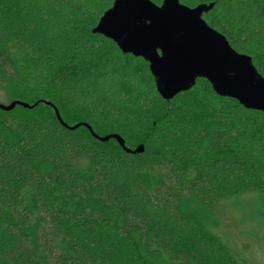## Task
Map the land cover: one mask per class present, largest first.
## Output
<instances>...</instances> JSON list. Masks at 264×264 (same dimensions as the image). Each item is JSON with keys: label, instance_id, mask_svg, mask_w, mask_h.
<instances>
[{"label": "trees", "instance_id": "trees-1", "mask_svg": "<svg viewBox=\"0 0 264 264\" xmlns=\"http://www.w3.org/2000/svg\"><path fill=\"white\" fill-rule=\"evenodd\" d=\"M113 1L0 0V89L19 61L43 73L65 124L143 145L127 153L69 130L53 109L44 121L2 119L13 139L0 138V264H252L202 209L264 198V113L204 79L162 99L146 62L92 34ZM179 1L212 5L202 19L264 78V0ZM34 92L32 109L48 101Z\"/></svg>", "mask_w": 264, "mask_h": 264}, {"label": "water", "instance_id": "water-1", "mask_svg": "<svg viewBox=\"0 0 264 264\" xmlns=\"http://www.w3.org/2000/svg\"><path fill=\"white\" fill-rule=\"evenodd\" d=\"M115 8L121 10L128 22V29L119 34V39L100 30L103 18L106 15H111ZM211 8L212 5L187 7L181 4L179 0H162L160 5L154 4L151 0H145V2L144 0H114L111 7L99 18L98 23L91 32L112 41L123 55L141 58L146 62L154 81L155 90L164 100H171L177 94L190 90L197 79H204L217 96L231 98L244 109L264 113V88L260 90L258 88L259 82L264 81V78L256 71L249 56L232 49L226 38L209 27L202 19V14ZM179 10H183V12ZM157 13H163V15H157ZM183 13L198 14L193 19L196 20L199 30L193 31L187 25L186 20L188 18ZM145 29H150L153 36L163 38L170 48L171 64L177 69V72L173 78V87L167 92L157 82L155 65L150 60L151 57L142 54L145 47L144 40L133 38ZM208 35L211 36L210 41L205 39ZM157 46L162 47V44H157ZM224 53L230 54V57L234 59L226 62L223 56ZM167 54L165 50V55L167 56ZM155 57L157 60L164 59L163 48H156ZM225 66L228 71H221L222 67ZM191 68L197 71L187 70ZM241 69H243V78L251 85V88L245 91H241L234 86V81L241 77ZM242 97L244 98L242 99ZM46 104L53 108L59 123L69 130H75L83 126L88 129L94 138L101 142L114 139L121 149L127 153L143 152L142 144L133 150L126 148L124 140L117 134L101 137L95 135L91 127L85 123L69 126L61 120L57 109L53 105ZM16 105L25 108L34 106L20 101H13L7 106L0 105V110L10 111Z\"/></svg>", "mask_w": 264, "mask_h": 264}, {"label": "rangeland", "instance_id": "rangeland-1", "mask_svg": "<svg viewBox=\"0 0 264 264\" xmlns=\"http://www.w3.org/2000/svg\"><path fill=\"white\" fill-rule=\"evenodd\" d=\"M8 86L0 89V105H9L13 101L33 104L34 91L46 96V103H57L50 93L47 80L37 69L25 68L16 61V67ZM50 101V102H49ZM54 106V105H53ZM52 107L45 103L35 108H25L17 105L10 111L0 110V138L12 140L13 135L1 121L11 123L14 120L28 119L44 121L52 114ZM69 126L76 125L71 119H64ZM136 148V147H135ZM264 198L254 192H246L237 197L225 199L212 210L202 209V220L208 223L230 248L238 260L252 264H264Z\"/></svg>", "mask_w": 264, "mask_h": 264}, {"label": "snow or ice", "instance_id": "snow-or-ice-1", "mask_svg": "<svg viewBox=\"0 0 264 264\" xmlns=\"http://www.w3.org/2000/svg\"><path fill=\"white\" fill-rule=\"evenodd\" d=\"M145 2V0H144ZM153 12L155 10H152ZM183 12V10H179ZM157 15H163V13H157ZM185 17L188 19L186 20L187 25L193 30H199V26L196 23V20L193 19V17L198 16V14L195 13H183ZM128 29V22L123 16L121 10H115L112 11L111 15H106L101 24H100V30L104 31L108 35H112L114 38L119 39V34L126 31ZM134 39H142L145 42V47L143 49V55H147L151 57L150 60L153 61V65H155V73H156V79L159 83V86L163 88L166 92L169 91L173 87V78L174 75L177 72V69L174 68V66L171 64L170 59V48L167 46L166 42H164L163 38L155 37L151 34L150 29H145L142 33H139L135 36H133ZM208 41L211 40V36L208 35L205 37ZM123 44V43H122ZM157 44H162L161 46H157ZM163 48L164 51V59L157 60L155 57V50L156 48ZM165 50L167 51V56L165 55ZM225 61H229L231 59L230 54L224 53L223 54ZM193 72H196L197 70L187 69ZM221 71H228L227 67H222ZM243 69H241V77L234 81V86L240 89L241 91H245L251 88V85L247 80L243 78ZM259 90L261 88H264V81H260L258 85ZM254 91V89H253ZM244 97H242L243 99Z\"/></svg>", "mask_w": 264, "mask_h": 264}]
</instances>
